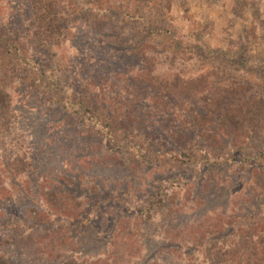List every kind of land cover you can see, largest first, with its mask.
<instances>
[{"label": "rangeland", "instance_id": "374dc122", "mask_svg": "<svg viewBox=\"0 0 264 264\" xmlns=\"http://www.w3.org/2000/svg\"><path fill=\"white\" fill-rule=\"evenodd\" d=\"M39 11L48 17L42 30ZM0 31L12 52L0 63V171L14 170L18 177L4 180L25 192L16 193L20 200L57 191L84 211L81 222L64 227L72 242L65 246L79 258L103 257L127 215L124 227L141 226L147 262L218 264L220 251H232L264 220V132L242 146L207 145L187 114L193 104L176 91L206 75L264 100V0H0ZM24 50L28 60L20 62ZM114 113L148 126L120 128L113 141L95 121ZM178 134L197 138L192 154L167 142ZM177 154L181 161L169 160ZM193 155L206 158L196 163ZM201 173L214 187L233 175L232 189L195 201L188 194L204 190L191 186ZM252 186L255 197L247 200ZM157 192L168 195L164 209L174 197L187 200L180 220L188 226L154 210ZM229 222L234 228L226 229ZM138 249L122 243L109 263ZM6 253L13 262L25 259L15 244Z\"/></svg>", "mask_w": 264, "mask_h": 264}, {"label": "trees", "instance_id": "16d2710c", "mask_svg": "<svg viewBox=\"0 0 264 264\" xmlns=\"http://www.w3.org/2000/svg\"><path fill=\"white\" fill-rule=\"evenodd\" d=\"M44 13H41V11L38 12V19H40L39 30L43 28V23H41V21L47 25L46 21L48 17L44 15ZM2 36L3 33L0 31V63L3 62L7 54L12 53L10 51L11 44L4 40ZM19 54V56H21L20 62L22 60H28L25 50L22 53L20 51ZM47 82L56 84L51 80H47ZM225 82L227 81L219 83L203 75L198 78V80L189 81V84H191L189 89L181 90L180 87H176L178 88L176 91L179 97L184 96L188 103L193 104L191 110L190 108L187 109V114H189V119H191L193 124L194 132L197 133V136L205 144L218 147L222 142L229 141L234 146H242L247 144L252 137L264 132V100L257 95L248 94L247 88L244 85L236 83L225 85ZM164 90L171 93V91H169L171 89L169 88ZM173 90H175V88ZM65 106L69 108V111L81 109L79 104H68ZM88 109L89 108H87V110ZM87 110H85V114ZM123 117L124 115L120 118L118 113H114L112 119L108 120L109 122L100 117L95 122L100 130L102 129L108 134L112 132L109 137L113 141L118 137L115 135V132L117 130L119 132L120 128L128 130L131 127L146 128V126H148L147 123L139 121L137 118L126 120ZM154 121L156 124V119H154ZM152 125H154V122ZM110 128H112V131ZM169 138L167 142L169 141L174 144L177 150H183L181 152H188V154L193 153V141L197 140L193 134H178L177 136H170ZM103 140L104 138L101 136V139L97 141L100 150L103 146L101 144ZM158 141L161 145L163 144L162 142H164V140H162V142L160 140ZM193 156L195 158L193 162L196 163L206 158V156L203 155ZM169 160L181 161L182 159L180 155L177 154L170 155ZM203 164L206 167L209 166L207 162ZM209 173H206V177H204L205 173H201L199 175L200 178H198L199 180H195L193 185H191L194 188H197L198 185L201 187L202 185V188H204V190L202 189L199 191L198 195L192 192L188 194L190 196H195L193 197L195 201L198 200L197 196L203 195L205 192L210 193V191L216 188L232 189L231 186L228 187L226 184L232 179L233 175L225 176V185L221 187L215 185L214 187L210 184V180L207 179ZM251 173L254 176V174H257V169L254 167ZM7 176L12 180L18 177L15 175L14 170H9L7 172L4 170L0 171V264H110V258L113 255V257L116 258L120 252V250H118V245L129 242L139 246L138 253H135L136 255H130L129 257L132 258H128L126 261H122L121 263L112 262L111 264H158L156 262H147L146 258L141 256L144 246V235L141 233V226L139 224H133L130 227H124L131 222L127 215L123 217L120 216L118 227H116L110 241V250L106 252L103 257H98L94 260L79 258V256L76 255L78 251L76 247L67 249L65 246V243L71 244L72 242L65 234L64 227L67 220L81 222L84 211L80 209L79 206H73L71 208L66 201L59 200L58 197H63V193L59 192V195L57 191H42L41 195L37 196V199L30 197L26 199L21 198L20 200L21 196L17 194L25 192L20 193V191L16 190V185L6 184L4 179ZM203 178L206 180L202 181ZM252 182H250V184ZM256 190L254 186L251 187L250 192H252L251 195H249L250 199L247 200H253ZM166 194H161V192L154 193L158 199V204L157 202L152 203V205L156 206H151L154 207V210L160 212L162 218L170 219V217H172L175 219L178 216V219H176L178 228H181L183 224H187L188 226V223H182L180 220V218L184 216L185 211H183V207L186 205L187 200L177 203L178 198L174 197L172 204L164 209V197H168ZM115 195L117 197L124 196L122 192H117ZM110 196H112L111 193L107 195V197ZM139 211L143 213L142 210ZM145 213L148 216L145 218L146 221H151L152 217L150 216V212L148 211ZM137 217H139L141 221H144V219L139 216V213L134 218ZM246 226V224L245 226L241 224L238 226V230ZM230 227L234 228L231 222H229L226 229ZM251 230L253 233L251 232L248 236H240V239L237 240L238 242L232 251H220L218 253L219 256L222 257V259L218 261V264H264L263 218L254 222L251 226ZM4 231H6L7 234L4 233ZM167 232L169 233V229ZM216 233L223 234V229L222 231H216ZM12 244H15V246L19 248L21 255H23L25 259L18 262H13L10 259L6 251ZM180 246L181 248L185 247L182 243Z\"/></svg>", "mask_w": 264, "mask_h": 264}]
</instances>
